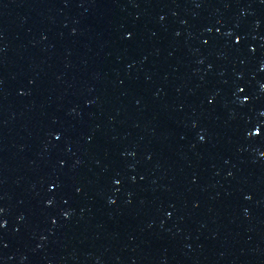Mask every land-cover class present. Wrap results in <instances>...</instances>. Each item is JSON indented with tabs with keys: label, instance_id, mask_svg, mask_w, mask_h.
Segmentation results:
<instances>
[{
	"label": "water",
	"instance_id": "water-1",
	"mask_svg": "<svg viewBox=\"0 0 264 264\" xmlns=\"http://www.w3.org/2000/svg\"><path fill=\"white\" fill-rule=\"evenodd\" d=\"M0 264H264V0H0Z\"/></svg>",
	"mask_w": 264,
	"mask_h": 264
}]
</instances>
